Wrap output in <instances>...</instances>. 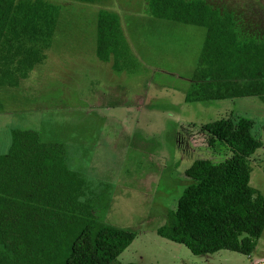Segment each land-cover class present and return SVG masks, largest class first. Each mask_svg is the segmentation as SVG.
<instances>
[{
	"label": "trees",
	"instance_id": "trees-1",
	"mask_svg": "<svg viewBox=\"0 0 264 264\" xmlns=\"http://www.w3.org/2000/svg\"><path fill=\"white\" fill-rule=\"evenodd\" d=\"M66 1L99 8L95 56L113 73L135 62L128 33L136 17L155 27L159 20L193 25L205 34L184 102L254 98L264 105V15L223 0L130 1L129 13L117 11L113 0ZM58 21L59 6L48 0H0V92L18 93L40 67ZM254 125L231 111L198 126L222 159L197 158L184 170L190 184L156 229L159 237L194 256L254 251L264 230V196L250 186L249 158L263 147ZM9 133L7 151L0 154V264H119L136 232L100 221L99 197L70 167L65 145L42 141L31 129Z\"/></svg>",
	"mask_w": 264,
	"mask_h": 264
},
{
	"label": "rangeland",
	"instance_id": "rangeland-1",
	"mask_svg": "<svg viewBox=\"0 0 264 264\" xmlns=\"http://www.w3.org/2000/svg\"><path fill=\"white\" fill-rule=\"evenodd\" d=\"M48 1L59 6V21L46 59L19 84L18 93L0 92V154L10 144L11 128L63 143L70 167L99 197L100 221L136 232L119 264H264V230L248 256L226 250L194 256L156 234L190 184L184 170L197 158L222 159L207 147L198 126L231 111L255 120L254 134L263 147L249 158L250 186L264 196V105L254 98L184 102L205 29L168 20L155 21V27L136 17L128 33L135 62L113 73L95 56L99 8ZM130 1L134 6L141 0L110 4L129 13ZM223 1L264 15V0Z\"/></svg>",
	"mask_w": 264,
	"mask_h": 264
}]
</instances>
